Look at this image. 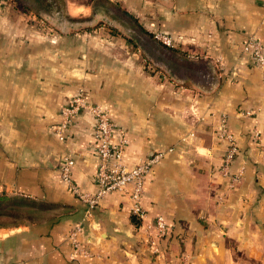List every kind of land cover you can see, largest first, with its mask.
<instances>
[{
  "label": "crops",
  "instance_id": "crops-1",
  "mask_svg": "<svg viewBox=\"0 0 264 264\" xmlns=\"http://www.w3.org/2000/svg\"><path fill=\"white\" fill-rule=\"evenodd\" d=\"M119 1L126 21L165 30L176 44L131 41L106 21L0 23V193L49 206L42 220L0 226V264H264V67L242 50L249 34L264 43V0ZM180 53H201L209 68L196 79L176 74ZM79 87L110 111L114 139H128L126 164L173 147L145 176L138 224L126 194L107 193L88 215L60 178L67 153L74 183L91 193L98 187L93 116L73 119L66 141L52 130ZM222 116L238 143L231 169H244L233 187L221 172ZM157 214L168 224L162 235L152 227ZM81 220L88 255L73 259L65 235Z\"/></svg>",
  "mask_w": 264,
  "mask_h": 264
},
{
  "label": "built area",
  "instance_id": "built-area-1",
  "mask_svg": "<svg viewBox=\"0 0 264 264\" xmlns=\"http://www.w3.org/2000/svg\"><path fill=\"white\" fill-rule=\"evenodd\" d=\"M153 37L167 46H174L176 39L174 36L161 29L153 30ZM242 50L255 65L264 67V43L254 34H249L242 43ZM215 62L221 67L223 64L220 56L214 57ZM83 111L89 112L94 118L93 138L95 140L96 182L95 192L82 191L72 177V166L74 158L67 153L62 155L59 163L61 180L68 188L87 204V214L89 215L101 197L109 192L116 191L126 194L130 200V211L139 219H144L146 210L142 205L144 194V179L150 172L152 166L157 163L166 151L173 147L159 148L147 157L141 158L132 165L124 162V151L128 144L125 136L114 139L113 134L117 129L110 111L98 103L89 101L85 89L79 87L71 96L69 101L61 108L62 118L53 128V132L61 141H66L69 134V126ZM216 134L226 142V149L223 154L221 166L222 175L228 179V186L233 187L242 178L243 166L237 170L231 169L232 163L238 153V143L235 135L227 126L225 116L219 120ZM260 138V131L254 127L252 129V139L257 141ZM152 227L158 234H164L168 229L166 218L162 214H157ZM84 230V222L75 223L65 235L70 246L69 255L76 258L78 255H88V250L82 245L81 233Z\"/></svg>",
  "mask_w": 264,
  "mask_h": 264
},
{
  "label": "rangeland",
  "instance_id": "rangeland-1",
  "mask_svg": "<svg viewBox=\"0 0 264 264\" xmlns=\"http://www.w3.org/2000/svg\"><path fill=\"white\" fill-rule=\"evenodd\" d=\"M89 3H93L92 8L95 9V14L93 12L92 14L90 13ZM148 5L151 6L152 4ZM120 8L121 5L119 0H0V23H15L19 25L25 24L26 22L48 28L63 24L92 27L103 24L106 21V24L107 22H110L112 28L115 29L114 34H120L125 38L128 35L127 38L131 41L138 37L145 43H147L148 40H153L157 43L163 44L153 37V29L148 30L146 28L147 31L144 32V30L137 26L135 21H126ZM106 9H108V11ZM101 10H106V16L102 17L100 15V13H102ZM135 20H137V18ZM127 23L135 27L134 29L136 31L132 29L128 31L126 26ZM160 57L167 60L168 53L162 52ZM200 57H203L201 53H194L192 56L187 53L178 54L177 58L180 65L174 72L179 75L189 74L193 79L200 78L198 74H200L201 71H205L206 68H209L205 63V60L200 59ZM153 62V60L149 61L148 57L144 59L147 70L152 71L154 68ZM154 70H156V68ZM196 81L201 82L200 80ZM12 202L14 201L9 200L4 203ZM22 207L24 208L17 210L19 215L15 217V219H24L26 215L32 214L29 210L31 208H33V211H35L38 216L42 212H39L37 207L31 206V204ZM9 220L13 219H10L7 215L0 216V222H7ZM45 223L48 224L49 221Z\"/></svg>",
  "mask_w": 264,
  "mask_h": 264
},
{
  "label": "trees",
  "instance_id": "trees-1",
  "mask_svg": "<svg viewBox=\"0 0 264 264\" xmlns=\"http://www.w3.org/2000/svg\"><path fill=\"white\" fill-rule=\"evenodd\" d=\"M111 30L115 31V29L112 28V27H111ZM166 152H168V151H166ZM166 152L164 153V155L166 154ZM9 200H12L14 202H12V203H4L5 201H9ZM27 204H31V206L37 207L39 212L43 211V210L45 211L49 207L47 204H45L43 202L30 200V199H27V197H23V196H21V197H17V196L16 197H10V196H8L5 193H0V216L7 215V216L10 217V219H13V220H9L7 222H0V226L17 225V224L23 223L25 221H29L30 222L31 220L32 221L36 220V219L42 220L44 218V217L40 216L42 212L38 216L36 214V212L33 211V208H31V209L28 208L30 210V213H32V214L26 215L24 219H15V217H17L19 215L17 213V210L23 209L24 207H22V206H26ZM131 218H132V221L134 223H136V224H138L140 222V219L134 214L131 215ZM38 223H40V221H38Z\"/></svg>",
  "mask_w": 264,
  "mask_h": 264
}]
</instances>
